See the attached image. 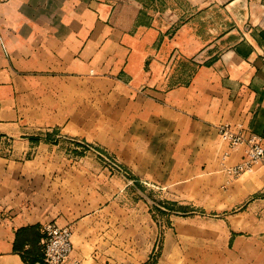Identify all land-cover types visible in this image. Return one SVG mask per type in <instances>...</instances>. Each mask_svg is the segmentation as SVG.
<instances>
[{
  "label": "crops",
  "instance_id": "0c3cea01",
  "mask_svg": "<svg viewBox=\"0 0 264 264\" xmlns=\"http://www.w3.org/2000/svg\"><path fill=\"white\" fill-rule=\"evenodd\" d=\"M118 1L0 0V137L26 155L39 132L89 138L110 108L120 162L152 185L171 182L209 222L161 231L132 210L121 180L110 191L73 175L72 162L0 154V264L37 257L50 225L71 230L78 264H264V162L231 177L246 147L219 134L264 139V0L220 3L234 30L219 51L194 23L124 31ZM180 60L193 72L175 86Z\"/></svg>",
  "mask_w": 264,
  "mask_h": 264
},
{
  "label": "rangeland",
  "instance_id": "374dc122",
  "mask_svg": "<svg viewBox=\"0 0 264 264\" xmlns=\"http://www.w3.org/2000/svg\"><path fill=\"white\" fill-rule=\"evenodd\" d=\"M224 1L226 0H119L113 23L124 31L134 33L139 28L150 27L153 22L162 19L169 24V34H174L186 24L194 23V29L204 41L209 42L212 49L219 51L224 46L225 35L234 30L230 25V16L220 4ZM187 61L180 60L176 66V72L179 71L183 81H174L175 86L188 84L187 79L191 77L193 67ZM208 62L205 61L204 64ZM121 125L112 120V111L106 107L103 121L89 122V138L68 137L58 130L39 132L31 141V152L25 155L17 153L18 147H15L14 140L0 137V154L13 156L17 160L42 158L72 162L73 175L80 178L79 173L83 172L88 174L90 180L104 179L109 190L120 189L118 184L110 182L113 178L121 180V188L123 193L129 195L127 203L132 205V210L139 217L146 216L151 220L150 224L161 231L193 216L201 219V225H206L210 218L202 216L203 213L200 212L192 214V203L178 197L171 182L163 186L152 185L151 181L130 171L120 162L113 150L114 141L119 142L120 139L113 137L114 133L119 137V131H123Z\"/></svg>",
  "mask_w": 264,
  "mask_h": 264
},
{
  "label": "built area",
  "instance_id": "2783aa9c",
  "mask_svg": "<svg viewBox=\"0 0 264 264\" xmlns=\"http://www.w3.org/2000/svg\"><path fill=\"white\" fill-rule=\"evenodd\" d=\"M219 134L231 149L246 147L241 163L227 170L231 177L237 178L244 173L252 172L255 166L264 162V139L262 137L231 126H221ZM43 234L42 253L45 264H78L72 258L74 247L72 232L69 228L50 225L44 227Z\"/></svg>",
  "mask_w": 264,
  "mask_h": 264
},
{
  "label": "trees",
  "instance_id": "16d2710c",
  "mask_svg": "<svg viewBox=\"0 0 264 264\" xmlns=\"http://www.w3.org/2000/svg\"><path fill=\"white\" fill-rule=\"evenodd\" d=\"M23 256H24V260L28 264H44V257H43V253H42V247H41V253L35 258L33 257V259L32 258L29 259L27 256H25V254Z\"/></svg>",
  "mask_w": 264,
  "mask_h": 264
}]
</instances>
